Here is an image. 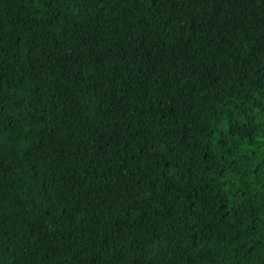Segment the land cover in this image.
I'll list each match as a JSON object with an SVG mask.
<instances>
[{"label":"trees","instance_id":"trees-1","mask_svg":"<svg viewBox=\"0 0 264 264\" xmlns=\"http://www.w3.org/2000/svg\"><path fill=\"white\" fill-rule=\"evenodd\" d=\"M0 264H264V0H0Z\"/></svg>","mask_w":264,"mask_h":264}]
</instances>
